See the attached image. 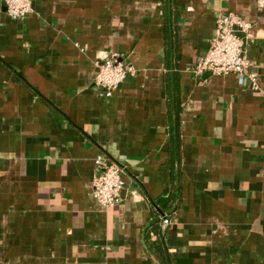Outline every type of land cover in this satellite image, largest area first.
Masks as SVG:
<instances>
[{
    "label": "crops",
    "instance_id": "crops-1",
    "mask_svg": "<svg viewBox=\"0 0 264 264\" xmlns=\"http://www.w3.org/2000/svg\"><path fill=\"white\" fill-rule=\"evenodd\" d=\"M31 1L14 20L0 0V264H264V9ZM229 12L250 25L255 91L192 72ZM112 54L135 74L104 98L96 64ZM98 156L124 168L108 209L91 194Z\"/></svg>",
    "mask_w": 264,
    "mask_h": 264
},
{
    "label": "built area",
    "instance_id": "built-area-1",
    "mask_svg": "<svg viewBox=\"0 0 264 264\" xmlns=\"http://www.w3.org/2000/svg\"><path fill=\"white\" fill-rule=\"evenodd\" d=\"M5 13L11 19L22 20L32 13L31 0H1ZM256 7L264 9V0H255ZM250 25L235 13H218L215 17L213 35L208 41V49L192 67V72L199 75L203 72L211 76L224 77L234 75L240 87L255 91L258 89L257 80L250 69V63L243 54V41L237 33L248 34ZM96 75L93 81L100 96L109 98L128 76L135 71L128 66L118 54H112L96 64ZM96 173L92 180V197L104 208H112L121 200L124 189L122 175L124 168L104 156L95 159ZM164 227L170 220L163 216Z\"/></svg>",
    "mask_w": 264,
    "mask_h": 264
},
{
    "label": "trees",
    "instance_id": "trees-1",
    "mask_svg": "<svg viewBox=\"0 0 264 264\" xmlns=\"http://www.w3.org/2000/svg\"><path fill=\"white\" fill-rule=\"evenodd\" d=\"M161 212V211H160ZM155 249H156V252L158 253H162V243L161 242H157L155 244Z\"/></svg>",
    "mask_w": 264,
    "mask_h": 264
}]
</instances>
